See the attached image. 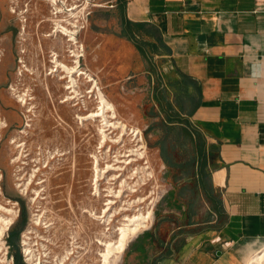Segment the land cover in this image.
<instances>
[{
	"label": "crops",
	"instance_id": "obj_1",
	"mask_svg": "<svg viewBox=\"0 0 264 264\" xmlns=\"http://www.w3.org/2000/svg\"><path fill=\"white\" fill-rule=\"evenodd\" d=\"M123 1L163 39L119 54L128 74L144 56L138 112L167 193L117 264H247L264 249V0Z\"/></svg>",
	"mask_w": 264,
	"mask_h": 264
},
{
	"label": "rangeland",
	"instance_id": "obj_2",
	"mask_svg": "<svg viewBox=\"0 0 264 264\" xmlns=\"http://www.w3.org/2000/svg\"><path fill=\"white\" fill-rule=\"evenodd\" d=\"M57 2L63 9V12L55 14L57 18L67 19L64 23L70 28L73 26L68 24V20L76 21L78 25L75 33L83 45L84 54L79 58L80 67L95 77L106 97L115 104L120 120L129 127L141 129L146 159L128 164L136 158L130 150L136 148L137 143L129 133L119 144L110 142L105 148L107 151L112 146L110 156L101 162L104 169L98 183L102 199L95 197L91 156L101 150L100 123L90 118L81 121L78 115H87L95 110L97 100L95 93L91 96L92 93L87 92L92 86L83 75L78 98L71 103L61 102L67 95L63 88L65 80L57 82L53 78L54 74L49 73V61L53 50L64 59L69 54L66 51L68 47L62 48L61 38L52 40L54 36H44L54 27L52 21L44 20L55 19L52 12L57 9L51 0H0V121L6 122V125H0V206L12 210L7 212L0 207V264H27V248L33 255L34 263L28 261L30 264H56L61 260V264H102L99 250L104 249V245L96 240L104 241L108 237L100 234V225L84 215L83 209L93 203L96 211H100L106 198H114L118 202L112 213L116 207L123 206L128 208L126 214L133 216L150 205L152 218L147 223L149 227L167 193L164 169L154 157L149 129L143 126L138 112L140 108H147V105H141L145 86L138 82L144 56L133 51L129 54L130 61H134L130 73L120 71L123 61L120 60L119 43L132 42L121 35L117 1ZM68 8L75 10L66 12ZM71 48L79 49L74 45ZM22 49L25 53H21ZM22 57L29 71L20 63ZM20 66L24 68L22 76L17 73ZM21 94L32 98L23 105L19 99ZM27 106L32 109L31 113H26L29 110ZM112 120L119 121L118 118ZM108 133L116 139L122 134V129L112 127ZM13 141L21 147H16ZM17 156L21 157L20 162L14 163ZM46 164L48 167H44ZM107 164L112 165L110 170L106 169ZM138 166H149L146 176L142 172L139 174L145 176V184L143 181L136 184L140 178L134 174ZM34 168L41 170L26 193L20 185L27 182ZM41 180H46L43 185L38 184ZM125 180L128 183L123 185ZM37 190H42L44 199H32ZM120 190L122 198L106 196ZM139 198L146 201L143 203ZM3 217L11 219L4 229ZM37 218L47 222L49 227H38L35 224ZM123 221V215H119L108 226L111 239L117 238Z\"/></svg>",
	"mask_w": 264,
	"mask_h": 264
},
{
	"label": "bare ground",
	"instance_id": "obj_3",
	"mask_svg": "<svg viewBox=\"0 0 264 264\" xmlns=\"http://www.w3.org/2000/svg\"><path fill=\"white\" fill-rule=\"evenodd\" d=\"M51 3L57 9L56 12H52L54 14L55 19L54 18H52V19L48 18L44 21H47V22L52 21L54 24V27H52L53 30L51 31V33L44 34V36L45 37L54 36V38H52V40L58 39V38L63 39L61 42L62 48L66 49L68 47L66 51L69 52V54L67 56H65L64 59H62V58H60L61 56L58 53V51L53 50V52L51 51L52 52V54L50 56L51 60L49 61L51 63L49 73L52 75L54 74L53 78H56L57 82L59 80H65V83L63 84V88H64V90L67 91V95L62 98L61 102L71 103L78 97V94H79L78 88L80 87V83L82 81V78H84L83 75H85L87 82H89L90 84H93L92 89H90L87 92L92 93L91 96H93V93H95V100H97L96 109L87 115L86 114L85 115H78V117L81 121H84L85 119L90 118L94 122L99 121V123H100L99 124V132L101 134L100 135L101 137H100V141H99V149H101V150L92 154L91 157L93 158L92 165H93V170H94V180H95V184H96V186L94 187L93 193H94L95 197L97 195L98 199L101 200L102 199V190H101L100 186L98 185V183L101 179L100 178L101 172L104 169L101 167V162H102V160L109 158L111 148H112V146H110V148L106 151L105 150L106 146L110 142H114V143H118V144L121 143L125 134L129 133L132 137H134V139L133 138L132 139L134 141H137V143L135 145L136 148L130 150L132 152L131 155L136 156L135 159L128 161V164H132L133 161L138 162L140 160L146 159V144L143 140L141 129L129 127L128 124H126L125 122L120 120V118L118 117L117 111H116L115 104L106 97V95L104 94L102 89L99 87L98 82L95 79V77L91 76V74L88 73L89 71L84 70L83 68L80 67L79 58L84 56V54H83V45L78 41V39L76 37L77 34L75 33L77 31L75 28H78V25L76 24V21H69L68 20V24L73 26L71 28L68 27L64 23L65 21H67V19L61 20V19L57 18V15H55V14H58L60 12H63V9L58 5L57 0H51ZM14 8H13V11H15ZM73 10H75V9L74 8H68V9H66V12L73 11ZM23 21H25V19H23ZM58 33H60V35H58ZM73 45L79 49L71 48V46H73ZM21 53H25L24 49H22ZM20 63L21 64L25 63L23 57L21 58ZM24 68L27 71L30 70V68H28L26 66V64H24ZM24 68H23V66H20V68L18 69L17 73L19 76L23 75ZM47 86H48V84H47ZM12 89L14 90L13 87H12ZM48 89H49V87H48ZM31 98L32 97L31 96L29 97L27 94L26 95H22V94L19 95L20 102L23 103V105H25L27 102H29V99H31ZM26 108L29 109L26 113L32 112V109H30V107L27 106ZM117 118L119 121H113L112 120V119H117ZM0 125H6V122L0 121ZM28 125H29V123H27V126ZM112 127L122 129V134L116 139H112V137L108 133V130H110ZM13 144H16V142L13 141ZM16 147L20 148L21 144L17 143ZM131 155H128V156H131ZM20 156H17L16 159H13V162L14 163L20 162V159H21ZM55 157L56 156H54L53 158H55ZM23 163L25 164V162H23ZM21 164H22V162H21ZM48 165L49 164H46L44 167H48ZM111 168H112V165L107 164L106 169L110 170ZM148 168H149V166H142V167L138 166L136 172L134 173V174H136L135 176H137V175L139 176V174L141 172L145 173L144 175L146 176V173L148 172L147 171ZM40 170H41V168H34L33 173L31 174V177L28 178L27 182L24 181V183L20 185L24 188L22 191H25L27 193L28 187L34 182V179L37 177V173ZM145 176H139L140 178H139V180L136 181V184L140 183L139 181H143V184H145L146 183V182H144V180L146 179ZM45 181L46 180H41L40 182H38V184L43 185V183ZM127 183L128 182L125 180L123 185H125ZM132 187L133 186H131L130 188H132ZM110 192H113V191H110ZM121 192L122 191L120 190L117 193H114V195L107 194L106 196H108V197L113 196L115 198H122ZM39 197H41L42 199L45 198L44 195L42 194V190H37L36 196L32 197V199L36 200ZM151 197L152 196H150L149 198H151ZM141 200H142V198H139V201H141ZM142 201L144 203L146 200H144V198H143ZM117 202L118 201L115 200L114 198L113 199L112 198H106L105 202L103 203V208H101L100 211H96L95 205L93 203L89 207H86L83 209L84 215L88 216L90 219H92V221L97 222L98 225H100V227H98L100 234L105 236L106 238L108 237V239H106L104 241H103V239H99V238L96 240L100 244L104 245V247H103L104 249L99 250V252L101 253V256L103 257V259L101 260L102 264H115L119 254L124 251V247H125V244H126L128 238L131 235L137 233L143 227H146L147 223H149L150 219L152 218V209H151L150 205L146 210L141 211V209H140L139 213H135V214H133V216L126 214L128 208H125L123 206L121 208L116 207L115 211L113 210L114 212L112 213L111 210H112L113 206L115 204H117ZM135 202L136 201H134L133 203H135ZM0 207H2L7 212H12V210L5 209L3 206H0ZM123 212H125V213H123ZM119 215H123V220H124L123 226L119 227L120 232L117 234V238L115 240H113V239H111L110 234H108V230L110 229L108 226ZM2 220H3L2 221L3 222L2 228L4 229L9 225V223L11 222V219L3 217ZM35 224L38 227L41 226L42 228H48L49 227V224L47 222H45L44 220H42L41 218L35 219ZM106 226H107V228H106ZM98 228H96V229H98ZM1 234H2V231L0 232V235ZM31 251L32 250L29 248L26 249V256L28 257V261H32V258H33ZM39 262H41V259L38 261V263ZM32 263H34V262L32 261ZM59 263L60 262H58L56 264H59ZM61 263H63V260H61ZM247 264H264V249L262 251H260L258 254H255L254 256H252L247 261Z\"/></svg>",
	"mask_w": 264,
	"mask_h": 264
},
{
	"label": "trees",
	"instance_id": "obj_4",
	"mask_svg": "<svg viewBox=\"0 0 264 264\" xmlns=\"http://www.w3.org/2000/svg\"><path fill=\"white\" fill-rule=\"evenodd\" d=\"M118 7L121 15V35L133 40L142 53L146 54L149 49L158 51V48L164 45L161 32L156 26L144 22H132L125 18V3L123 0ZM145 36L150 37L152 41L145 40Z\"/></svg>",
	"mask_w": 264,
	"mask_h": 264
},
{
	"label": "flooded vegetation",
	"instance_id": "obj_5",
	"mask_svg": "<svg viewBox=\"0 0 264 264\" xmlns=\"http://www.w3.org/2000/svg\"><path fill=\"white\" fill-rule=\"evenodd\" d=\"M81 66V65H80ZM90 86H92L93 87V84H90ZM92 87H91V89H92ZM78 98V97H77ZM77 104H79V102H77ZM86 107V106H85ZM32 256V255H31ZM32 262V261H31ZM27 264H30V262H28L27 261Z\"/></svg>",
	"mask_w": 264,
	"mask_h": 264
}]
</instances>
